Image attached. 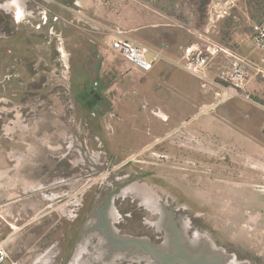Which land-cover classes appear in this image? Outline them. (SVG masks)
<instances>
[{
  "label": "rangeland",
  "instance_id": "rangeland-1",
  "mask_svg": "<svg viewBox=\"0 0 264 264\" xmlns=\"http://www.w3.org/2000/svg\"><path fill=\"white\" fill-rule=\"evenodd\" d=\"M93 1L129 33L131 28L146 26L147 30L148 25L155 23L156 34L169 42L183 39L185 44L202 34L251 60L259 57L249 39L250 23L264 19V0H242L233 10L236 18H223L208 31L206 7L210 0ZM37 23L23 28L15 25L18 29L13 30L9 14L0 8V32L8 35V31H14L11 37L0 39V50L7 55L6 62L14 59L18 66L32 62L33 72H47V85L32 86L33 99H44L47 106L64 107V116L58 118L61 123L64 120L66 133L58 141L54 138L58 148L50 139L48 166L50 173L58 168L65 176L63 193L57 200L66 232L50 229L48 243L33 249L30 237L20 236L15 242L20 245L17 248L12 247L11 240L9 257L42 252L53 253L54 259L61 258V262L53 260L54 264H150L148 256L138 252L128 255L121 249L111 250L112 243L101 228L86 231L98 221L92 211L118 188L105 211L112 235L153 239L167 236L164 224L168 215L159 198L176 219L186 214L180 224L189 239L205 240L226 254L232 253L234 257H228L226 264H264V147L255 149L249 143L257 140L264 144V96L251 92L255 102L235 97L238 98L235 105L245 112V118L229 106V113L223 118L212 117L217 106L201 112L196 120L185 125L188 128L192 123L191 131L187 128L167 131L154 125L157 120L153 124V119L159 117L145 113L148 111L145 103L129 99L113 119L94 115L81 104L76 108L80 123L72 126V113L61 94L62 67L52 68L57 60L56 39L50 41L48 29L37 28ZM88 56L82 52L81 61L87 62ZM42 63L50 69L42 68ZM114 63L120 66V61ZM75 67L78 68L77 60ZM13 70L24 75L23 67ZM6 71L0 67V124L8 125L16 110L21 109L24 115L30 106L22 96L24 89L14 95L15 85L4 80ZM212 100L213 97L209 103ZM54 124L49 123L50 132L57 130ZM73 130L76 134L68 149V135ZM49 199L51 204L53 197ZM7 260L4 264L9 263Z\"/></svg>",
  "mask_w": 264,
  "mask_h": 264
},
{
  "label": "crops",
  "instance_id": "crops-1",
  "mask_svg": "<svg viewBox=\"0 0 264 264\" xmlns=\"http://www.w3.org/2000/svg\"><path fill=\"white\" fill-rule=\"evenodd\" d=\"M40 1L47 4V13H41L40 8L43 7L33 0H0V8L9 14L14 26L23 28L37 21V28H45L50 32V41L56 39L55 51L58 59L53 62L52 68L57 69V65L62 67L61 94L63 100L67 101L69 112L72 113L70 115L72 126L79 125L76 108L84 104L82 98H87L90 94L95 100L90 104L85 103L84 106L94 115H108L109 119H113L123 103L129 99L140 104L145 103L148 111L144 112H152L159 117L153 119V124L154 120H157L154 125L167 131L187 128L185 125L196 120L201 109L209 104L210 98L213 97L212 93L204 92L200 88L198 79L186 70L161 59L154 63L150 71L141 72L124 60L119 53L110 50L107 30L117 26L114 23L117 20L107 16L103 6L98 2L78 0L77 6H74L69 4L68 0ZM31 3L36 5L32 6ZM52 18H56L57 21L55 29L48 27L54 24ZM43 21L47 22L46 26H41ZM16 26L13 30L18 29ZM144 27L146 26L131 28L130 34L151 48L159 47L161 41H166L156 34L157 24L148 25L147 30ZM66 42H70L71 47L66 46ZM166 42L169 43V48L164 50V53L172 57L178 56L182 46L188 44H183V39ZM82 52L89 54L87 62L84 59L81 61ZM76 60L78 68L75 67ZM114 60L120 61V66L116 65ZM18 64L16 60H8L0 67H5L7 70L3 75L4 80L10 85H15L14 95L17 92L22 93L24 89L22 96L30 106L25 114L29 112L30 118L24 122L22 118L25 114L23 115V111L18 109L19 111L16 110L14 113V119H11L17 120V124L12 122L13 125H8L9 130L6 124H0V230L2 236H8L10 241H14L13 248L20 246L15 242L20 236H25L30 237L33 249L44 242L48 243L50 229H61L63 233L66 232L57 200V197L63 193L65 176L63 171L59 173L58 168L50 173L48 166L50 139L54 143L53 146L58 148L59 145H56L55 140L65 135L66 128L64 120L61 123L58 118L60 115L64 116V107L54 104L47 106L44 99H33L32 86L47 85L49 83L47 72L46 74L33 72L32 62H25L23 66ZM17 67L24 68V75L17 74L16 70L12 71V68ZM41 67L49 68V65L42 63ZM0 82L2 83L1 77ZM248 85L251 92L264 96V78L253 76ZM237 100L238 98H232L219 104L212 111V117L217 115L223 118L229 113L227 110L229 106L235 109L238 116L245 118V112L235 105ZM225 109L227 112L224 111ZM161 113L165 115L166 120L160 117ZM205 116L208 119L209 116L207 114ZM53 122L56 123L54 126L57 130L50 132L49 123ZM77 128L79 129V126ZM4 130H7L6 134L3 133ZM186 130H192V123ZM72 133L68 135V149L72 147L70 145L73 144L75 130ZM249 143L254 145L255 149L264 147V144L257 140H251ZM50 197L55 199H51L53 201L51 204ZM51 254L16 253L8 258L7 264L38 262L54 264L56 259L57 262H61V258L54 259Z\"/></svg>",
  "mask_w": 264,
  "mask_h": 264
},
{
  "label": "built area",
  "instance_id": "built-area-1",
  "mask_svg": "<svg viewBox=\"0 0 264 264\" xmlns=\"http://www.w3.org/2000/svg\"><path fill=\"white\" fill-rule=\"evenodd\" d=\"M241 1L210 0L206 7V31L223 18L230 16L236 18L233 10ZM250 28L249 39L254 50L259 52L257 60H251L237 50L202 34H199L196 40L182 46L178 56L172 57L164 53V50L169 48L168 42L161 41L159 47L151 48L140 39L133 37L127 30L117 26L107 30L108 46L141 72L150 71L156 61L165 59L192 74L198 79L200 88L213 95V100L201 109V112H206L235 97L255 102L248 83L253 76L264 78V19L251 22ZM262 107L264 110L263 104ZM29 118L30 113L27 112L22 120L27 122ZM7 123L13 125L11 119ZM8 125L7 130H9ZM262 129L264 130V113ZM7 130L3 133L6 134ZM10 242L8 236H2L0 230V264H4L9 258Z\"/></svg>",
  "mask_w": 264,
  "mask_h": 264
},
{
  "label": "water",
  "instance_id": "water-1",
  "mask_svg": "<svg viewBox=\"0 0 264 264\" xmlns=\"http://www.w3.org/2000/svg\"><path fill=\"white\" fill-rule=\"evenodd\" d=\"M90 104V103H88ZM119 192V189L116 188L114 191L110 192L92 211V215L97 216L99 219L97 223L90 229L93 228H101L102 232L104 233L106 239L111 242L112 249H126V248H132L131 252L135 253L138 252L140 255H150L154 259L159 260V264H176V263H185V264H224L223 261L228 257H234L232 253L226 254L224 251H216L215 255H212L208 258H204L203 253L201 254H192L189 250L186 248L183 249L180 248L179 245L176 244V242L173 243L174 248L173 250H162L159 246L152 243L149 239L146 238H140V237H134V236H126V235H118L110 233V230L108 228V224L102 225L100 224V218L103 217L106 209L108 208V205L110 204L111 200L110 197L112 194ZM160 203L162 204L163 208L165 209L168 218L167 221H169V214L172 215L173 213L171 210L158 198ZM169 210V212H167ZM169 213V214H168ZM106 214V213H105ZM186 214H181L177 219L181 222L182 219L185 217ZM110 220V219H109ZM166 221V223H167ZM165 223V224H166ZM164 224V227H165ZM83 231V232H86ZM205 241V240H203ZM110 245V244H109ZM111 252V251H110ZM130 253V254H132ZM128 254V255H130ZM246 264V263H243Z\"/></svg>",
  "mask_w": 264,
  "mask_h": 264
},
{
  "label": "flooded vegetation",
  "instance_id": "flooded-vegetation-1",
  "mask_svg": "<svg viewBox=\"0 0 264 264\" xmlns=\"http://www.w3.org/2000/svg\"><path fill=\"white\" fill-rule=\"evenodd\" d=\"M58 1L61 2L62 0H58ZM77 1L78 0H68V3L72 4L74 6H77ZM39 3H41V6L43 7V8H40L41 13H43V12L47 13V10H48L47 4L42 2V1H39ZM55 19L56 18H52L54 24H51L50 26H48L49 28H52V29L56 28L55 26H56L57 21ZM46 23H47L46 21L45 22L43 21V24H41V26H44V25L46 26ZM13 34H14V31H12V32L8 31V35L6 32H0V39L6 38L7 36L11 37ZM26 47H27V45H26ZM9 52H11V49L9 50ZM6 56L7 55L2 54V52L0 50V66L6 62V60L4 59V58H6ZM14 58H16V56ZM57 59H58V57H57ZM56 61L57 60L55 59L54 62H56ZM94 100L95 99L93 98V96L91 94L88 95L87 98H84V97L82 98V102H84V104L94 102ZM167 212H169V210ZM106 223H109V217L104 213L103 217L100 218V224L103 227V225H106ZM108 228H109V224H108ZM165 228L167 230L166 233H168L167 236L160 235V236H157L156 239H153V238L147 237V236H134V237L149 239L152 243L159 246L162 250H173V248H174L173 243L176 242V244L179 245L180 248H182V247H183V249L186 248L192 254L198 255V254L203 253L204 258H208L212 255H215L216 251L220 250V249L213 247V245L208 241H199V240L189 239L188 236L184 233V230L182 229L180 221L178 219H176V216L174 214H172V215L169 214V221H167V223L165 224ZM126 236H132V235H126ZM121 250H123L125 252V254L132 253L131 247L130 248L128 247L126 249H121ZM146 256H148V263L159 264L158 259H154L150 255H146ZM226 259L223 261L224 264L227 263ZM146 262H147V260H146ZM140 264H141V262H140ZM176 264H185V263H176ZM246 264H248V263H246Z\"/></svg>",
  "mask_w": 264,
  "mask_h": 264
},
{
  "label": "bare ground",
  "instance_id": "bare-ground-1",
  "mask_svg": "<svg viewBox=\"0 0 264 264\" xmlns=\"http://www.w3.org/2000/svg\"><path fill=\"white\" fill-rule=\"evenodd\" d=\"M160 117L162 118V119H165V115L164 114H160ZM166 120V119H165ZM12 122L14 123V124H17V120H12Z\"/></svg>",
  "mask_w": 264,
  "mask_h": 264
}]
</instances>
